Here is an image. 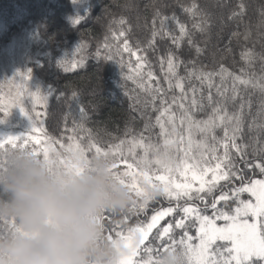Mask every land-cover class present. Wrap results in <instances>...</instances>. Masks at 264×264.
<instances>
[{
    "label": "trees",
    "instance_id": "1",
    "mask_svg": "<svg viewBox=\"0 0 264 264\" xmlns=\"http://www.w3.org/2000/svg\"><path fill=\"white\" fill-rule=\"evenodd\" d=\"M193 2L199 9L195 18L183 11L184 6ZM241 3L245 6L243 14L233 16V13L239 12L238 5ZM157 12L161 17L175 15L188 29L189 37H185L179 47L162 35H158L155 43L148 46V41L152 39L154 18L156 29H160ZM77 18L79 22L73 23ZM121 20L125 21L123 25L120 24ZM196 23L203 25V31L193 27ZM120 30H126L133 50L137 45L142 50L140 54L147 61L144 71H151L155 75L156 80L151 83L155 86L159 81L165 89L164 99L168 100L173 91L180 96L178 89L169 90L165 82L166 62L163 69L161 66V58H166L171 52L179 61L176 72L178 77L183 78L187 93L183 101L186 100L191 114L199 115L208 104L204 102V97L211 95L215 100L218 98L224 103L228 102L233 114L241 116L242 132L254 125L253 130L258 132V136L264 135V92L253 87V84L262 82L264 78V0H0V94L5 97L15 95L14 84H18L20 78L18 73L28 72L26 67L30 65V78L24 83L29 88L35 87V92L44 87L42 90L47 97L44 125L49 132L53 128H50L53 126L50 118L53 101L60 99V110L65 113L62 117L71 121L70 133L86 143L91 139L107 148L109 143H119L120 139L127 141L143 136L144 141H148L151 137H161V129L156 124V116L159 115L156 109L160 108V100L157 99L153 107L149 95L138 83L126 78L134 73H130L127 67L121 69L117 64L121 56L106 59L108 50L104 45L106 41L115 44L111 33ZM167 30L179 36V30L171 19L167 22ZM189 38L193 41L192 45L188 43ZM196 47L201 49L199 54L195 51ZM223 51H228L229 57L224 55L221 59L220 52ZM245 52L253 54L250 62L242 58ZM38 57L42 60L38 61ZM122 58L135 66V57L123 53ZM81 59L83 63L73 69L72 62ZM215 63L219 64L215 67ZM221 65L233 75L251 78L252 83H236L233 93L234 82L230 76H226L223 81L219 76H214L211 81L213 86L209 88L207 81L197 79L196 75H188L189 71L197 75L201 71H218ZM66 67L68 71H65ZM217 88L225 95L221 96ZM193 96L197 101L195 108L191 104ZM26 97H22L21 104L26 112L32 113L29 107L32 104L23 103ZM81 108L85 113L83 119ZM15 110L16 107L9 110L4 125L5 130L14 133L23 131L22 125L26 120V115L18 116ZM3 115L0 113V118ZM32 115L35 116V113ZM146 123L149 124L147 130ZM0 129V138L9 134L2 130V126ZM246 152V159L253 162V150ZM242 169L246 182L261 175L258 169H250L245 165ZM240 198L246 197L241 194ZM234 204L233 199L227 204L221 202L217 207L231 212ZM206 210L209 208H202L205 215ZM175 218L168 223L174 224ZM126 223L133 226L136 222L130 219ZM186 223V231L192 232L195 222ZM180 230L173 228L172 234L177 241L185 231ZM155 238L149 239L142 248L152 247L155 250L161 246V242L158 244ZM217 247L223 251L227 243H217L214 249ZM141 256L147 258L143 253ZM252 264H264V260L253 258Z\"/></svg>",
    "mask_w": 264,
    "mask_h": 264
},
{
    "label": "snow or ice",
    "instance_id": "2",
    "mask_svg": "<svg viewBox=\"0 0 264 264\" xmlns=\"http://www.w3.org/2000/svg\"><path fill=\"white\" fill-rule=\"evenodd\" d=\"M244 5H238L239 12L233 13L235 15H242ZM183 11L190 17L195 18L199 14V9L195 2L184 6ZM160 17L159 31L155 27V18L153 20L152 39L148 41V46L155 43L156 37L162 35L172 40L177 47L180 46L181 41L185 37H189V31L183 23H181L175 15L172 17H161L160 13H156ZM171 19L175 22L176 28L179 30V36H175L171 31L167 30V22ZM79 18L73 21L78 23ZM125 21L121 20L123 25ZM194 28L203 31V25L196 23ZM115 44L106 41L104 47L108 50L106 59L112 60L114 56H121L117 64L123 69L127 67L130 73L127 79H133L138 83V86L146 92L150 97V102L155 107V101L160 100V108L156 109L159 115L156 116V124L161 129V136L164 139V148L161 150L159 146L151 143H145L144 137L139 139L133 137L131 140L125 141L120 139L119 143L109 144L107 148H103L98 142L89 139L87 148L82 147L79 143H70L66 152L69 156H62L55 152L51 147L54 142L52 137H49L42 126H37L36 121L45 113L37 112L36 106L39 105L47 108V97L42 96L38 91L29 92L25 86L24 81L30 78V70L26 73L19 74L20 83L14 84L15 95L9 94L5 97L0 94V113L5 116L13 107L20 109L22 115L28 116L31 123V130L29 133L22 136H7L0 138V148H28L34 154L41 152L47 156L50 151L55 152L60 161L65 159L84 161L89 158L87 152L93 151V155L111 157L114 161L113 169L114 176L121 184L126 185L134 194L136 199L130 206L127 214L123 216V220L115 223L114 229L108 232L109 239H118L125 242L128 246L133 240L139 241V246L135 249L133 255L128 258L127 264H158V257L161 252L168 249H179L183 254L184 264H252L253 258L264 260V179H252L245 181V176L242 170H239L232 158L231 152H235L241 158L245 167L250 169H258L264 174V159H259L255 163L248 161L245 157L247 155L246 145L237 143L238 137L242 134V118L240 115H229L220 104L217 102L213 108V114L205 120H196L190 114L191 109L187 108L182 102L187 97L185 87L182 82L183 78L178 77L176 69L179 66L178 58L171 52L167 54L166 58H161V66L167 64L165 72V82L168 89H178L180 96L173 97L172 103H177V99L181 102L178 107L181 109L180 122L186 125V133L188 140V148L183 150V156L177 159L169 153V148L176 143L171 138L175 134V114L172 112V105L164 99L163 94L165 89L162 88L157 81L156 85H152V81L156 80L155 75L151 71H144L147 63L144 55L140 54L141 49L137 45L136 49L129 44L126 30H120L111 33ZM123 38L122 43H120ZM247 38V36L245 37ZM189 45L193 41L189 38ZM197 54L201 52L199 47L195 48ZM123 53L130 54V57H135V66L130 61L125 62L122 58ZM99 50L97 55H99ZM242 58L246 61H251L253 54L245 52ZM83 63V60L73 61L71 67L75 69ZM69 69L66 67L65 71ZM189 76L196 75V78L201 81H207L209 88L213 85L211 83L214 76H219L221 81L226 76L233 79L235 93V84L248 85L252 83L251 78H244L243 76H236L229 73L228 70L221 65L218 71L206 72L201 71L198 75L194 71H189ZM173 81H175L173 83ZM253 87H258L261 92H264V78L262 82L253 84ZM195 93V89H192ZM220 92V89L217 88ZM75 93L73 96L75 97ZM224 96V92H220ZM24 96L31 97L32 112H26L21 104V99ZM234 98V97H233ZM209 103H212V96L208 97ZM148 102L145 106L147 107ZM192 107L197 106V101L193 96L191 101ZM81 118L83 119L85 113L84 109H80ZM166 118V120H165ZM2 122V121H0ZM168 125L171 126V133L168 131ZM149 124H145L147 130ZM223 127V138H217L215 129ZM82 128V126H81ZM72 131H75L73 129ZM193 132H198L202 139L196 141V148L198 155L192 154ZM39 134V135H36ZM70 141L73 140L69 136ZM184 137L181 136L180 142L183 143ZM211 141V143L209 142ZM32 145H35L33 147ZM130 145V147H122ZM63 147V145H61ZM142 150V155L139 157L136 154V149ZM218 148L223 149V155H220ZM152 154L151 157L149 154ZM254 155L264 157V147L253 150ZM131 157V162L129 161ZM124 164L126 167L121 170L120 165ZM155 165V167H153ZM240 181V186H232L229 190H224L226 186L233 181ZM221 182H224L223 184ZM148 188L154 190L155 195H150ZM219 192V195L215 193ZM248 193L254 200H241L240 195ZM158 197L163 198L168 206L159 204ZM211 197V200L206 199ZM236 201V207L232 213L225 212L218 209V204L224 202L227 204L231 200ZM193 201H199L204 209L211 208L212 215L203 214L202 209ZM183 202V203H181ZM150 205H158L151 208V215L145 220L139 219L141 216H147ZM174 205V206H173ZM181 213L178 218H175L174 224L169 222L162 229H158V237L161 240V247L153 249L152 247L141 246L149 240V234L166 217H176L177 213ZM137 217L134 226H128L126 222L130 221L132 216ZM251 217V221L248 219ZM102 221L111 222L110 216H103ZM186 221H194L198 227L196 228L195 239L198 243L193 244V237L186 231L188 225ZM217 221H223V224H217ZM123 225V227H121ZM173 228L185 230L183 237L177 241L172 237ZM165 239L170 243H164ZM217 241L228 242L229 247H225L223 251L220 248H215ZM141 253L147 256L145 259ZM226 253V255H225ZM219 256V258H218Z\"/></svg>",
    "mask_w": 264,
    "mask_h": 264
},
{
    "label": "clouds",
    "instance_id": "3",
    "mask_svg": "<svg viewBox=\"0 0 264 264\" xmlns=\"http://www.w3.org/2000/svg\"><path fill=\"white\" fill-rule=\"evenodd\" d=\"M113 163L103 155L61 162L53 151L0 148V264H127L139 241L109 239L102 221L123 217L136 199ZM158 264H184L183 254L165 250Z\"/></svg>",
    "mask_w": 264,
    "mask_h": 264
},
{
    "label": "rangeland",
    "instance_id": "4",
    "mask_svg": "<svg viewBox=\"0 0 264 264\" xmlns=\"http://www.w3.org/2000/svg\"><path fill=\"white\" fill-rule=\"evenodd\" d=\"M227 57H229V55H230V53L228 52V51H223V52H220V58L222 59V58H224L225 56ZM224 56V57H223ZM42 59L41 58H39L38 57V61H41ZM219 62V61H218ZM222 62V61H221ZM219 63H215L214 65H215V67L218 65ZM210 67V69H212L213 68V66H209ZM28 70H32V68L30 67V65L29 66H27L26 67ZM209 69V68H208ZM208 69H206V70H208ZM19 82H18V84L21 82L20 81V78H19V80H18ZM25 86H26V84H25ZM26 88L28 89V91L29 92H35L34 91V89H35V87H33V86H31L30 88H29V86H26ZM41 90H39V89H37L36 91H38L42 96H44V92H43V90L42 89H44V87H42V88H40ZM43 93H42V92ZM207 94V93H206ZM176 95H177V97H178V94L176 93V92H174L173 91V93H172V96H170V98L167 100V102L169 103V104H171L172 105V112L175 114V117H176V119H175V126H176V131H175V134H173L172 136H171V138L172 139H174L175 141H176V143L175 144H173L170 148H169V153L172 155V156H174V157H176L177 159H179L180 157H182L183 156V150L182 149H184V150H186L187 148H188V140H187V133H186V131H185V129H186V125H182L181 124V122H180V116H181V109L178 107V104L181 102L180 100H177V103H175V104H173L172 103V98L173 97H176ZM46 96V95H45ZM195 97H197V94H195ZM208 98V97H207ZM206 97H204V102H208V104H207V106L205 107V108H203V106L202 107H199V108H203V109H201V111L199 112V115H196L195 116V114H191L192 116H193V118L194 119H196V120H205V119H207L210 115H212L213 114V108L216 106V104H217V102L220 104V106L224 109V110H226V112L229 114V115H236V114H233V112H232V110L231 109H229V106H230V104L228 103V102H226V103H224L223 101H220L218 98L215 100V98H212V103H209V101H208V99H207ZM26 100V101H25ZM25 100H23V103L24 104H28V105H30L31 104V97L30 96H27L26 98H25ZM184 104H185V106L188 108V104L186 103V100L185 101H182ZM60 99H58V100H54L53 101V105H52V109H51V112H50V118L52 119H50L51 120V122H52V125L53 126H50V128L51 127H53L51 130V132H49V130H47V128L45 127V125H44V119H45V117H46V115H42L38 120H37V126H42L43 127V129H44V131L47 133V135L49 136V137H52L53 138V141H58V142H54L52 145H51V147L55 150V152H57V153H60L62 156H69L70 155V153H68V152H66V148H67V146L70 144V143H79L82 147H85V148H87V145H88V142L86 143V142H84V141H82V139H80V138H78L76 135H74V134H72V133H70V129H69V124H71V121H69V119H67V120H65L62 116H63V114H65L64 112H63V110L61 109L60 110ZM59 106V107H58ZM62 106V105H61ZM30 107V109L32 110V105L31 106H29ZM16 109L17 110H15L16 111V113L18 114V116H20V114H21V112H20V109L19 108H17L16 107ZM28 109V108H27ZM36 111L37 112H41V113H47V108L45 109V108H43V107H41V106H39V105H37L36 106ZM155 112V111H154ZM154 112H153V114H154ZM33 113V112H32ZM152 114V115H153ZM4 117V120L2 121V118ZM3 117H1L0 118V120L2 121V122H0V127L2 126V130L5 132V131H7V133H9L8 135H3V138L4 137H7V136H20V135H24V134H27V133H29L30 132V130H31V123H30V120H29V118H28V116H25L26 118H24V119H26L25 120V122L23 123V127H22V129H23V131H19V132H15L14 133V131L13 132H10L9 131V129L8 130H5L6 128H5V123H7V120H6V116L5 115H3ZM54 118V119H53ZM165 120H166V118H165ZM30 125V126H29ZM168 127V131H169V133H171V131H172V129H171V126L170 125H168L167 126ZM255 126L254 125H252L250 128H247L248 130H246V132H242V134L238 137V139H237V143H239V144H242V145H246L247 147H246V151H248V150H254V149H259V148H261V147H264V135H261L260 137L258 136V132L256 131V130H253V129H255L254 128ZM49 128V129H50ZM1 130V129H0ZM3 134V133H2ZM36 135H39V134H36ZM215 135H216V137L219 139V138H223V136H224V129H223V127H217L216 129H215ZM69 136H72L73 137V140L72 141H70L69 139H68V137ZM161 136V135H160ZM181 136H183L184 137V139H183V143H181L180 142V138H181ZM164 139H165V137H163V136H161V137H159V138H157V139H154L153 137H151V139H149L148 138V141H144L146 144L147 143H151V144H153V145H156V146H159L160 148H161V150H163V148H164ZM202 139V137H201V135L198 133V132H193V144H192V154H194V155H198V150H197V148H196V141H199V140H201ZM128 140H131V139H128ZM127 140V141H128ZM109 142H111V141H109ZM209 142L211 143V141L209 140ZM109 144H114L113 142H111V143H109ZM61 145H63V147L61 146ZM100 145H102V144H100ZM35 146V145H34ZM101 147H103V146H101ZM122 147H130V145H126V146H122ZM247 148H249V149H247ZM93 152H94V150L93 151H90V152H87L86 154L88 155V157H90V156H92L93 155ZM218 152H219V154L220 155H223V149L222 148H218ZM136 154H137V156L139 157L140 155H142L143 153H142V150L140 149V148H137L136 149ZM150 155V157H151V153L149 154ZM231 155H232V158H233V161H234V163H235V165H236V167L239 169V170H243L242 168L244 167V163H243V161L241 160V158L239 157V156H237L236 155V153L233 151V152H231ZM247 156V155H246ZM253 157V162L252 163H255L257 160H258V158H262V157H257L256 155H254V156H252ZM246 158V157H245ZM262 159H264V157L262 158ZM129 161L131 162V157H129ZM125 165L124 164H121L120 165V168H121V170H124L125 169ZM153 167H155V165L153 166ZM259 173H261L260 171H259ZM251 174V173H250ZM252 176V175H251ZM250 176V177H251ZM253 178H255V179H264V174H262L261 173V175L260 176H258L257 178H256V176H254ZM248 179V178H247ZM245 180H246V178H245ZM244 182H246V181H244ZM222 184L224 183V182H221ZM240 181H233L230 185H228V186H226L225 187V189L224 190H229V188L230 187H232V186H235V187H238L239 185H240ZM215 195H219V192H217V193H215ZM242 195L244 196V197H246L245 199H242V198H240L241 200H245V201H248V200H253V198L248 194V193H242ZM206 198H208V199H210L211 200V197H206ZM158 199V202H159V204H163V206H168L167 205V202L166 201H163V198H160V197H158L157 198ZM235 201V200H234ZM194 203H196V202H198V201H193ZM253 202H254V200H253ZM181 203H183V202H181ZM158 205H150V209H149V211H148V213H147V216L145 217V216H141V217H139V219H141V220H145L147 217H150V215H151V208L152 207H157ZM174 206V205H173ZM201 209L203 208V205L202 204H199L198 205ZM236 207V201H235V204H234V206L232 207V209H231V212H229V213H232V210L234 209ZM207 211V213H206V215H209V216H211L212 215V209L211 208H209V210H206ZM226 212V211H225ZM177 215H182L181 213H177L176 214V216ZM106 216H110V215H107L106 214ZM178 216V217H179ZM111 217V222H109V221H106L105 222V225H106V228H107V233L106 234H108V231H111V230H113L114 229V226H115V223L117 222V221H119V219H120V217H117V218H113L112 216H110ZM122 219H123V217H121ZM172 218H175V217H166L164 220H162L161 222H160V224L157 226V229H153V231H152V233H150V235H149V239H154L155 237H158V229H162V227L163 226H166L167 225V223H168V221H170ZM248 219L251 221V217H248ZM131 220L132 221H137V217L136 216H132L131 217ZM224 222L223 221H217V224H223ZM134 226V225H133ZM198 227V225H196V224H194L193 226H192V232H190L189 233V235H191L194 239H193V241H192V243L193 244H195V243H198V241L195 239V237H196V228ZM180 231H182V230H180ZM172 237H173V234H172ZM174 238V237H173ZM156 239V238H155ZM175 239V238H174ZM157 240H158V244H159V242H161V240L159 239V238H157ZM179 240V239H178ZM148 241H146L145 243H147ZM165 243H170V241H168L167 239H165V241H164ZM217 243H222V241H217ZM225 243H227V247H229L230 245L228 244V242H225ZM145 245V244H144ZM147 245V244H146ZM142 247V246H141ZM159 247H161V246H158L157 248H159ZM218 258H219V256H218ZM147 259V258H146Z\"/></svg>",
    "mask_w": 264,
    "mask_h": 264
}]
</instances>
